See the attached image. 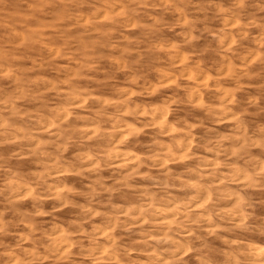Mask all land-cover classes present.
<instances>
[{
    "label": "clouds",
    "instance_id": "obj_1",
    "mask_svg": "<svg viewBox=\"0 0 264 264\" xmlns=\"http://www.w3.org/2000/svg\"><path fill=\"white\" fill-rule=\"evenodd\" d=\"M0 264H264V0H0Z\"/></svg>",
    "mask_w": 264,
    "mask_h": 264
}]
</instances>
